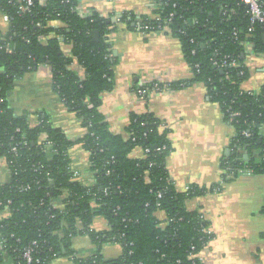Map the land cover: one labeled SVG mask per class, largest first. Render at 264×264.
<instances>
[{
	"label": "trees",
	"instance_id": "1",
	"mask_svg": "<svg viewBox=\"0 0 264 264\" xmlns=\"http://www.w3.org/2000/svg\"><path fill=\"white\" fill-rule=\"evenodd\" d=\"M78 5L79 0H35L22 11L10 0H0L10 17L7 32L0 34V159H6L11 173L9 182L0 183V212L6 205L10 209L0 220V261L17 258L25 264L21 251L37 241L40 264L55 256L75 264H204L199 253L213 237L207 232L210 222L199 210L188 209L187 201L210 189H177L167 168L173 150L169 130L157 116L132 112L124 133H115L100 110L103 93L115 87L119 60L109 36L121 23L128 28L139 23L145 32L170 27L194 76L167 85L176 90L203 83L224 121L235 129L232 153L221 159L227 182L245 171L264 173V85L258 92L245 89L251 71L242 45L252 40L255 51L264 54V23L251 18L242 0H155L158 20L139 19L129 11L118 16L93 11L82 17ZM66 44H72L70 55ZM76 64L85 70L84 77L71 68ZM41 65L52 68L53 89L81 119L82 136L70 138L41 113L33 124L29 113L19 115L11 107L8 96L16 80ZM74 145L90 153L92 185L75 178L69 155ZM138 147L144 155L132 157ZM98 216L109 229L93 228ZM78 236L94 245L87 256L73 245ZM116 242L122 255L107 259L103 247Z\"/></svg>",
	"mask_w": 264,
	"mask_h": 264
},
{
	"label": "crops",
	"instance_id": "2",
	"mask_svg": "<svg viewBox=\"0 0 264 264\" xmlns=\"http://www.w3.org/2000/svg\"><path fill=\"white\" fill-rule=\"evenodd\" d=\"M82 5L87 11L102 15L115 13L118 16L124 11L136 15L155 12V0H84ZM132 26L128 28L121 23L110 33L112 50L119 60L115 67V87L103 93L101 112L115 133H124L132 112L157 116L169 130L173 150L167 159V168L177 189L186 191L192 186L210 189L187 201L188 209L199 210L205 215L213 232V237L199 253L204 264H264V173L244 172L235 179L223 181L221 159L228 157L226 151L231 149L235 129L224 121L218 103L211 100L203 83L193 82L176 90L167 85L194 76L182 43L171 30L145 32L139 23ZM8 27L0 8V34L7 32ZM247 64L251 78L245 89L259 91L264 85V60L252 58ZM76 68L84 77L85 70ZM52 77L49 65L25 73L16 80L8 100L16 114L29 113L33 124L39 122L38 114L41 113L55 127L76 139L85 132L81 119L67 108L53 89ZM154 81L167 86L152 91L145 98L139 96V87ZM69 155L78 179L92 185L95 172L90 168V153L81 145H74ZM143 155L140 147L131 154L132 157ZM10 179L7 161L2 158L0 183ZM159 217L166 218L162 211ZM93 228L106 230L109 223L98 216ZM73 243L80 256H86L94 248L87 236H78ZM102 252L107 259L117 258L122 254V246L108 243ZM50 264L75 263L59 256Z\"/></svg>",
	"mask_w": 264,
	"mask_h": 264
},
{
	"label": "built area",
	"instance_id": "3",
	"mask_svg": "<svg viewBox=\"0 0 264 264\" xmlns=\"http://www.w3.org/2000/svg\"><path fill=\"white\" fill-rule=\"evenodd\" d=\"M83 1L84 0H79V5H78V8H77L78 13L82 17L91 16L93 14V12L92 11H87V9H85L83 7V5H82ZM10 2L12 4L18 6V8L20 10H22V11H28V10H30V8L32 6L35 5V0H10ZM242 2L248 7V13L251 15V18L254 21H260L261 23H264V9L262 8L263 0H242ZM136 16L140 19L144 15H136ZM147 16L148 17H152V18H157V20L159 19V16H156V14H154V13L150 14V15H147ZM3 18L8 24H10V17H9L8 14L3 13ZM116 20H119V17H116ZM54 25H59V24L57 22H55ZM162 29H167V30L169 29L170 30V27L165 26ZM162 29H160V30H162ZM251 30H252V28H251ZM235 34H237V33H235ZM3 40L4 39L0 38V49L3 47V45L1 44L2 42H4ZM242 45L244 46L245 51H246L245 64H246V66H248L247 60L252 59V58H253V60H255L261 54H258L255 51V42L252 41V40H246V41H244L242 43ZM71 50H72V44L64 45V51H65L66 54L70 55ZM6 51L7 52H12L13 49L11 47H6ZM226 63H227V61L225 60V61H223L222 65H225ZM231 64H234V62H231ZM76 66H77V64L74 65V66H71V68L72 67L76 68ZM80 76H81V74H80ZM165 86H167V85L164 84V82L154 81V82H151L150 84H145L142 87H139L138 93H139V96L145 98L152 91H160L163 88H165ZM247 90L255 91V90H252V89H247ZM255 92H258V91H255ZM29 118H31V116ZM30 122L32 123L31 120H30ZM38 123H36V124H38ZM13 150L16 151L17 150L16 147L13 148ZM245 172H247L249 174H253L252 171H245ZM74 175H75V178L78 179V172H76L75 170H74ZM9 210H10L9 209V205H6L5 209L0 212V220H2L3 218H6V217L9 216ZM202 216H203V218H205L207 220V218L205 217V215L203 213H202ZM207 232L213 235V232H212L211 228ZM37 243H38L37 241H34L32 243V246H30L29 248L25 249L24 251L20 250L21 251L20 254L23 257V260L25 261V264H40L41 263V258L37 257V255H35V253L37 252L36 251ZM2 247L4 248L3 244L0 245V248H2ZM15 252H19V251H15ZM122 253H123V251H122ZM88 254H90V253H88ZM55 258H58V257L55 256ZM110 259H112V258H110ZM0 264H23V263L21 261H17V258L16 259H14V258H5V259H3V261H0Z\"/></svg>",
	"mask_w": 264,
	"mask_h": 264
},
{
	"label": "water",
	"instance_id": "4",
	"mask_svg": "<svg viewBox=\"0 0 264 264\" xmlns=\"http://www.w3.org/2000/svg\"><path fill=\"white\" fill-rule=\"evenodd\" d=\"M137 23H133L132 25H136ZM99 32L98 31H95L94 32V36L97 38V39H99ZM260 141H261V139H260ZM247 147H245L244 149H245V151H244V158L247 160V159H249V157H250V155H249V153H248V151H247V149H246ZM230 153H231V149L230 148H228L227 149V151H226V154L229 156L230 155Z\"/></svg>",
	"mask_w": 264,
	"mask_h": 264
},
{
	"label": "rangeland",
	"instance_id": "5",
	"mask_svg": "<svg viewBox=\"0 0 264 264\" xmlns=\"http://www.w3.org/2000/svg\"><path fill=\"white\" fill-rule=\"evenodd\" d=\"M258 59H260V60H264V54L259 55V56H258ZM262 77L264 78V74H262ZM247 86H248V84H247ZM36 113H38V112H36ZM30 115H31V114H30Z\"/></svg>",
	"mask_w": 264,
	"mask_h": 264
}]
</instances>
